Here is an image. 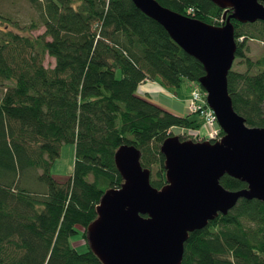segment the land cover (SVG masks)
I'll list each match as a JSON object with an SVG mask.
<instances>
[{"label": "trees", "instance_id": "1", "mask_svg": "<svg viewBox=\"0 0 264 264\" xmlns=\"http://www.w3.org/2000/svg\"><path fill=\"white\" fill-rule=\"evenodd\" d=\"M26 1L30 20L7 17L10 25L0 28V264H101L70 237L79 233L87 245L85 226L100 195L122 181L115 148L133 143L150 183L160 187L164 137L203 139L194 131L202 125L196 112L164 108L138 94L137 84L150 78L168 90L185 79L195 85L203 66L131 0ZM158 1L224 21V9L211 0ZM231 21L234 57L244 64L227 73L232 106L247 124L264 126V57L246 53L247 39L264 41V19ZM46 54L52 65L43 63ZM68 141L72 170L59 180L51 166ZM219 181L229 189L246 185L226 173ZM179 264H264V202L240 197L189 231Z\"/></svg>", "mask_w": 264, "mask_h": 264}, {"label": "water", "instance_id": "2", "mask_svg": "<svg viewBox=\"0 0 264 264\" xmlns=\"http://www.w3.org/2000/svg\"><path fill=\"white\" fill-rule=\"evenodd\" d=\"M160 23L169 36L197 58V78L223 133L213 140L179 138L160 143L164 183H150V168L140 163L133 143L119 144L113 160L122 181L103 190L95 217L85 226L88 248L101 264H179L188 232L201 228L238 198L264 202V126L249 125L232 106L227 73L235 56L231 18L264 19V0H211L223 8L214 24L179 12L158 0H131ZM236 177L245 186L229 189L219 178Z\"/></svg>", "mask_w": 264, "mask_h": 264}, {"label": "rangeland", "instance_id": "3", "mask_svg": "<svg viewBox=\"0 0 264 264\" xmlns=\"http://www.w3.org/2000/svg\"><path fill=\"white\" fill-rule=\"evenodd\" d=\"M0 14L3 15V19L0 20V28L4 26V24L7 22V24L10 25V22L7 21V17H10L11 19L17 18L22 23H27L31 16L34 15L33 9L29 6V3L26 0H0ZM43 30V26H39L38 28L32 29L31 32L33 34L39 33ZM247 49L246 53L254 59L256 56H263L264 57V41H258L255 39H247L246 40ZM54 62V58L49 55H45L43 59V63L45 65H52ZM231 67L234 69H243L244 64L240 61L239 58L234 57ZM256 66H252L251 70H254ZM117 75L119 74V71H116ZM192 82L185 79L183 80L172 92L173 94L181 92L183 90L184 92L188 93ZM141 89V88H140ZM140 89H137L136 92L138 94L141 93ZM140 92V93H139ZM161 97L162 98H156L154 100L155 102H158L159 105H161L164 108L171 109V105L169 100L164 99L166 97V93L160 89ZM141 95V94H140ZM174 111V110H173ZM177 112V111H175ZM187 111L183 112H177V113H185ZM181 130L180 127L174 126L173 131L177 132ZM200 134H205L207 132V127L205 125H201L199 127ZM73 153H74V144L71 141L64 142L60 145L59 154L55 157L52 166H51V173L59 180H63L67 177L68 174H70L72 170V164H73ZM70 243H72L77 250H84L86 248V243L84 242V238L79 234H74L70 237Z\"/></svg>", "mask_w": 264, "mask_h": 264}, {"label": "built area", "instance_id": "4", "mask_svg": "<svg viewBox=\"0 0 264 264\" xmlns=\"http://www.w3.org/2000/svg\"><path fill=\"white\" fill-rule=\"evenodd\" d=\"M189 111L196 112L202 119V124L207 127L205 134H200L199 129H194L200 137L215 139L221 136V128L217 122L216 114L207 104L205 90L198 84H193L188 97Z\"/></svg>", "mask_w": 264, "mask_h": 264}, {"label": "crops", "instance_id": "5", "mask_svg": "<svg viewBox=\"0 0 264 264\" xmlns=\"http://www.w3.org/2000/svg\"><path fill=\"white\" fill-rule=\"evenodd\" d=\"M137 89H140L141 93L140 92L139 93L141 95L146 96L152 100H156V98L157 99L162 98L161 97L162 93L160 92V89H162L166 93V97L164 99L169 100L171 108L174 111H177V112L189 111V107H188L189 92L186 93L183 90H181L179 94L176 92L175 94H173L174 92H172V90L166 89L157 80L150 79V78H144L143 80H141L137 84L136 90Z\"/></svg>", "mask_w": 264, "mask_h": 264}]
</instances>
